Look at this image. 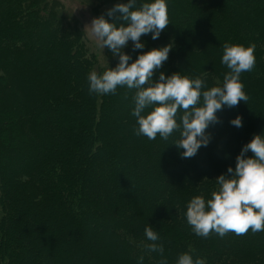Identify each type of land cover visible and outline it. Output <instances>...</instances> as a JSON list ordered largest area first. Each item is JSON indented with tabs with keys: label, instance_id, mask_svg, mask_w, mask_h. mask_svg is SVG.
<instances>
[{
	"label": "trees",
	"instance_id": "trees-1",
	"mask_svg": "<svg viewBox=\"0 0 264 264\" xmlns=\"http://www.w3.org/2000/svg\"><path fill=\"white\" fill-rule=\"evenodd\" d=\"M118 2L126 0L108 2L99 15ZM168 18L157 40L141 39L148 48L173 47L160 71L198 76L208 88L229 71L221 64L225 43L256 45L254 68L241 74L249 99L217 112L218 137L191 158L171 145L179 132L168 140L134 133L135 89L89 94L88 74L115 67L117 57L111 52L102 66L62 2L0 0V264H137L140 256L158 264L161 254L145 247L148 225L168 264L184 252L205 264H264V231L204 238L184 215L192 197L211 198L216 177L264 130V0H169ZM73 107L76 131L69 119L67 130L48 125ZM226 113L241 115L243 126L227 125ZM227 138L235 142L228 148ZM81 151L82 165L74 162Z\"/></svg>",
	"mask_w": 264,
	"mask_h": 264
},
{
	"label": "clouds",
	"instance_id": "clouds-1",
	"mask_svg": "<svg viewBox=\"0 0 264 264\" xmlns=\"http://www.w3.org/2000/svg\"><path fill=\"white\" fill-rule=\"evenodd\" d=\"M137 2L115 3L85 26L98 46L106 47L118 57L115 67H108L101 74L96 71L88 74V92L107 95L116 94L118 86L135 89L131 111L137 125L134 133L149 140H155L157 135L168 140L174 132H179V139L171 145H175L181 158H191L210 143L211 134L206 130L221 122L217 112L249 99L241 74L254 68L256 45L252 42L247 46L223 45L221 64L229 71L217 86L208 88L206 81L198 76L179 72L166 75L160 69L173 47L169 43L143 51L146 43L141 37L149 34L152 40L160 37L169 24V0H149L139 7ZM130 41L131 52L137 53L135 59L124 51ZM148 108L151 111L146 112ZM178 111L182 113L179 117ZM242 121L238 114L229 123L239 128ZM215 181L218 187L211 198L206 200L203 195H197L186 204L184 215L192 232L207 238L210 232L223 237L228 232L242 235L249 230L264 231V130L242 145L235 166H228ZM144 235L151 242L145 245L147 250L161 254L158 264H168L163 257V244L157 243L159 233L148 225ZM143 261V256L137 258V264ZM175 264H205V260L194 259L192 254L184 252L178 255Z\"/></svg>",
	"mask_w": 264,
	"mask_h": 264
},
{
	"label": "rangeland",
	"instance_id": "rangeland-1",
	"mask_svg": "<svg viewBox=\"0 0 264 264\" xmlns=\"http://www.w3.org/2000/svg\"><path fill=\"white\" fill-rule=\"evenodd\" d=\"M59 1L62 2V4L67 8V12L70 11L71 15H73V16H75V17H77L79 19L80 24H81V28L83 30V38L85 39V41L87 43V46L89 48H93L95 50V53H96L101 65L104 66V64L109 62V60H110L109 58H110V53L111 52L106 47L102 48V47L98 46L97 42L94 39H91L89 37L88 29L85 28V26L87 24H89L94 17L99 16L100 11L98 13V9L105 8L106 5H108V2H110L112 0H109V1H107V0H59ZM29 33H30L29 35L32 36L33 33H32L31 29H29ZM141 40L146 43V39H141ZM130 45H131V41L129 42L128 47H130ZM146 46H148L147 43H146ZM32 47H35V46L33 45ZM128 47L125 48L124 51L131 52V50H128ZM15 48H17V50L19 49L17 44L12 46V50L14 52L16 51ZM150 48L151 47H149V48L145 47V49H143V51H147ZM20 50H22V49H20ZM133 59H135V58L133 57ZM117 61H118V57H117ZM112 67L113 66H111L110 68H112ZM0 73L2 74V72H0ZM210 73L211 74H216V72H214V71H211ZM107 107H108V105H107ZM105 110H107L111 114V111H109L110 109H105ZM73 113H77L76 107H73L72 111L66 110V115L63 117V121H61V122L59 120L58 121L57 120L54 121V118H51L48 121V125L52 126L53 124H56L57 126L64 127V129L67 130L68 127H69L68 123H67V119H69L71 130H75L76 131L77 127H75L74 123L77 122V121L75 120V118H73V116H72ZM178 113H180V111H178ZM178 113H177V116H178ZM115 114H116V111H115ZM226 115H227V125H228V123L230 121V116H229L228 113H226L225 116ZM226 129L228 130L229 126ZM207 132L211 134V137H214V138L218 137V129L217 128L215 129L214 126H210L208 128ZM223 141H224V146L226 148L231 147L233 144H235L233 138H229V139L227 138V140H223ZM103 142H105V141H103ZM129 145H130V141L127 140V141L124 142V146L127 147ZM82 152L83 151H81V153H80V158L76 157V159L74 160V162L76 164L80 163V165H82L84 163L83 162V157H82ZM140 157H142V155ZM121 165H122V167H124L125 163L122 162ZM103 241L106 242V239H104ZM105 244L106 243H103L102 246H105ZM104 250H106V246L101 248L100 254ZM15 252L17 254H20V253H22V250L21 251H17V249H16ZM39 253H40V255L44 254V253H42V251H40ZM8 256L10 257V254H8ZM73 261L75 263V259H73Z\"/></svg>",
	"mask_w": 264,
	"mask_h": 264
}]
</instances>
